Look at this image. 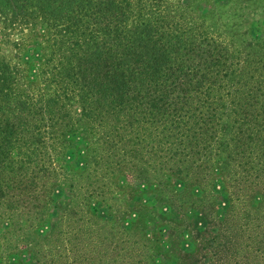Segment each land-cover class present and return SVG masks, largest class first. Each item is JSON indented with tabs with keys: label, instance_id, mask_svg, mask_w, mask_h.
<instances>
[{
	"label": "trees",
	"instance_id": "trees-1",
	"mask_svg": "<svg viewBox=\"0 0 264 264\" xmlns=\"http://www.w3.org/2000/svg\"><path fill=\"white\" fill-rule=\"evenodd\" d=\"M203 1L0 0V23L41 31L35 78L0 56V264H56L127 187L264 199V63L213 37Z\"/></svg>",
	"mask_w": 264,
	"mask_h": 264
},
{
	"label": "rangeland",
	"instance_id": "rangeland-1",
	"mask_svg": "<svg viewBox=\"0 0 264 264\" xmlns=\"http://www.w3.org/2000/svg\"><path fill=\"white\" fill-rule=\"evenodd\" d=\"M195 13L207 17L205 23L213 37L242 48V60L247 57L254 64L264 63V0H204ZM40 34L0 23V56L35 78ZM79 149L63 159V164L80 169ZM225 182L226 191L222 183L215 182L211 192L193 204L186 203L185 195L171 199L172 179L156 193L153 187H127L108 201L116 211L112 220L106 225H84L81 238L64 242L69 247L65 257L52 259L56 264H264V199L256 206L258 199L246 201L235 189V181ZM55 195L64 198L62 190ZM200 195L199 189L193 190L194 198ZM96 207L100 217L109 215L105 207ZM75 224L71 228L80 222ZM142 233L146 241L138 238ZM41 234L37 236L39 247L45 245ZM3 246L15 250L12 240ZM1 262L36 264L29 252ZM46 264H51L47 258Z\"/></svg>",
	"mask_w": 264,
	"mask_h": 264
}]
</instances>
